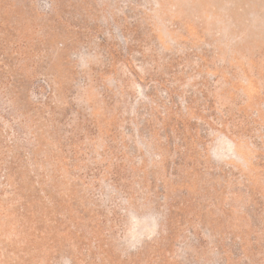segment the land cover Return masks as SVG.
<instances>
[{"label":"rangeland","instance_id":"obj_1","mask_svg":"<svg viewBox=\"0 0 264 264\" xmlns=\"http://www.w3.org/2000/svg\"><path fill=\"white\" fill-rule=\"evenodd\" d=\"M0 264H264V0H0Z\"/></svg>","mask_w":264,"mask_h":264}]
</instances>
